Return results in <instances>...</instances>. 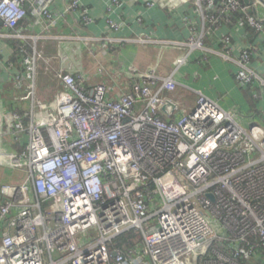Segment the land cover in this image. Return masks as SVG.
Instances as JSON below:
<instances>
[{
  "label": "built area",
  "instance_id": "built-area-1",
  "mask_svg": "<svg viewBox=\"0 0 264 264\" xmlns=\"http://www.w3.org/2000/svg\"><path fill=\"white\" fill-rule=\"evenodd\" d=\"M26 1L0 0L6 38H21ZM85 1L71 0L68 11L89 25ZM191 1L211 29L237 16L236 27L264 33L258 0ZM40 14L52 19L45 6ZM202 38L187 45L203 48ZM41 58L24 57L15 78L32 104L29 122L11 116L25 148L0 151V167L23 173L0 187V264H264V127L242 126L201 94L191 113L169 120L178 106L166 95L177 82L153 72L117 98L61 73V92L45 101ZM251 58L246 50L238 61L247 86L258 79ZM130 231L142 241L116 247Z\"/></svg>",
  "mask_w": 264,
  "mask_h": 264
},
{
  "label": "crops",
  "instance_id": "crops-1",
  "mask_svg": "<svg viewBox=\"0 0 264 264\" xmlns=\"http://www.w3.org/2000/svg\"><path fill=\"white\" fill-rule=\"evenodd\" d=\"M70 1L27 0L28 15L14 31L21 38H6L10 31L0 21L1 152L25 148L28 136L16 141L10 133L11 116L17 113L29 122L32 111L31 102L22 100L25 88L15 81L25 70L23 61L21 66L11 63L14 41L28 45L25 57L35 52L43 56L38 60L41 91L54 92L45 101L55 100L61 92V73L81 75L86 87L105 85L117 98L153 72L177 82L176 91L166 95L178 106L169 120L191 113L201 94L235 114L242 126L264 127V33L248 26L211 29L191 0H118L116 4L86 0L92 22L84 25L79 11H68ZM44 6L52 19L40 14ZM192 38H202L203 48L189 47ZM246 50L252 53L250 65L258 77L249 86L236 78L241 70L238 61ZM162 116L168 118L165 112ZM11 173L14 180L6 181L5 175ZM22 177L23 173L5 168L0 187Z\"/></svg>",
  "mask_w": 264,
  "mask_h": 264
},
{
  "label": "trees",
  "instance_id": "trees-1",
  "mask_svg": "<svg viewBox=\"0 0 264 264\" xmlns=\"http://www.w3.org/2000/svg\"><path fill=\"white\" fill-rule=\"evenodd\" d=\"M218 1V0H217ZM236 18L235 16L233 19L230 20V22H227L226 20H223V26H229V27H235L236 26ZM251 30V29H250ZM255 32V31H251ZM14 48V56L11 60V63L13 66H21V62L23 61L25 55L27 54L28 45L21 41H14L13 43ZM26 52V54H25ZM21 68L20 70H22ZM142 241V237L140 233H137L135 231H130L122 235L121 237L117 238L114 243L116 244V247L119 248H133L137 243H140ZM115 248V246H114Z\"/></svg>",
  "mask_w": 264,
  "mask_h": 264
},
{
  "label": "rangeland",
  "instance_id": "rangeland-1",
  "mask_svg": "<svg viewBox=\"0 0 264 264\" xmlns=\"http://www.w3.org/2000/svg\"><path fill=\"white\" fill-rule=\"evenodd\" d=\"M264 10V9H263ZM262 15H263V17H264V13H262ZM195 41L197 42V41H199L198 39H195ZM40 73L41 72H39V74H38V78H37V81H38V90H39V96L41 97V98H43L44 100H48V99H50L51 98V96H53L54 94V92L53 93H49V92H44V94H43V91H41V89H42V83H41V81L39 82V77H40ZM42 78V77H41ZM41 94H43V95H41ZM45 96V97H44ZM3 169L4 168H2V167H0V177L2 178L3 177ZM5 178H6V181H11V180H14L13 179V174L11 173V174H7V175H5ZM16 180V179H15Z\"/></svg>",
  "mask_w": 264,
  "mask_h": 264
},
{
  "label": "water",
  "instance_id": "water-1",
  "mask_svg": "<svg viewBox=\"0 0 264 264\" xmlns=\"http://www.w3.org/2000/svg\"><path fill=\"white\" fill-rule=\"evenodd\" d=\"M262 5H263V7H264V0H258ZM244 3L246 4V5H252V0H244ZM255 15H257L258 16V13L257 12H255ZM172 105V104H171ZM173 107L175 108V106L173 105ZM163 111L164 112H167L168 111V109H167V107H164L163 108Z\"/></svg>",
  "mask_w": 264,
  "mask_h": 264
}]
</instances>
